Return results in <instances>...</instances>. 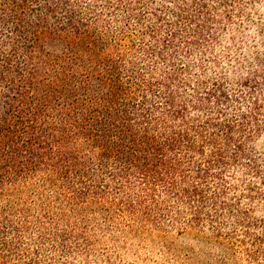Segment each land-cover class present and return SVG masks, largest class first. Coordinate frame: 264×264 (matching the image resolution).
Listing matches in <instances>:
<instances>
[{"label": "trees", "instance_id": "obj_1", "mask_svg": "<svg viewBox=\"0 0 264 264\" xmlns=\"http://www.w3.org/2000/svg\"><path fill=\"white\" fill-rule=\"evenodd\" d=\"M260 1L0 0V264L189 230L264 264V76L214 53Z\"/></svg>", "mask_w": 264, "mask_h": 264}, {"label": "rangeland", "instance_id": "obj_2", "mask_svg": "<svg viewBox=\"0 0 264 264\" xmlns=\"http://www.w3.org/2000/svg\"><path fill=\"white\" fill-rule=\"evenodd\" d=\"M257 4L248 8L247 14L251 19L245 18L240 26L236 25L230 31V35L235 37H225L216 45L214 53L218 52L219 57L223 55L220 58L223 67H215V70L231 72L229 77L232 80H237L240 75L248 76L256 70L264 76V2ZM224 55L228 58H223ZM260 82L257 94L261 99V118L264 121V81ZM247 109L250 108L244 103L243 110ZM256 151L262 153L264 158V124L256 140ZM208 236L197 237L195 232L189 230L183 234L173 231L169 236L161 233L119 236L117 244L104 238L100 246L105 247L103 253L111 260L104 256L96 262L85 261L83 264H223L220 261L224 257L223 248L207 244L205 239ZM225 261L226 264H234L232 260ZM242 264L251 263L242 260Z\"/></svg>", "mask_w": 264, "mask_h": 264}]
</instances>
